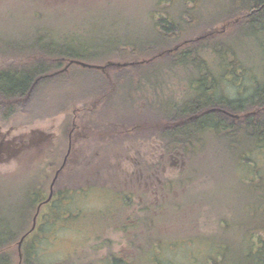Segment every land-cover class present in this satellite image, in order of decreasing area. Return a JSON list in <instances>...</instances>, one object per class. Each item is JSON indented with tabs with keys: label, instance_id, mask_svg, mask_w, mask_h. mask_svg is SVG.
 Returning a JSON list of instances; mask_svg holds the SVG:
<instances>
[{
	"label": "rangeland",
	"instance_id": "rangeland-1",
	"mask_svg": "<svg viewBox=\"0 0 264 264\" xmlns=\"http://www.w3.org/2000/svg\"><path fill=\"white\" fill-rule=\"evenodd\" d=\"M168 1L0 0V33L16 37L30 29H47L60 35L61 41L69 36L70 42L90 47L96 55H101L102 49L120 39L125 32L133 39L143 37L139 30L144 34L145 28L151 27L158 2L167 7ZM204 1L207 9L218 12L228 7L229 0ZM160 12L156 13L157 23L164 18ZM214 28L227 29L222 24ZM198 36L199 32L194 38ZM247 43L243 50L244 60L258 64L264 56L262 49L257 44ZM107 61L128 64L111 67L106 66L108 62L99 63L106 67L103 72L108 77L125 80L132 76L128 67H133L134 62L130 59L113 57ZM65 66L62 72L68 65ZM70 67L68 73L71 74L77 66ZM132 74L137 83L142 80L147 85L142 91L132 93L136 111L128 109V117L122 116V120L148 118L151 113L147 108L156 101L182 104L189 97L186 90L189 74L183 69H164L159 77L149 74L144 78L138 70H133ZM90 84L83 75L71 87L65 84L64 88H70L68 93L74 95H68L64 100L66 91L59 89L55 102L59 104L54 109L61 113L56 116L42 118L43 110H37L36 115L42 119L33 122L29 121L31 116L22 115L7 122L0 120V146L5 144L0 147V190L6 191L5 197L1 198L6 206L16 200L11 197L13 189L8 187L18 188L29 171L35 173L33 179L48 177V197L57 173L67 165L73 149L78 157L76 162L69 164L68 172L71 178L80 172L81 179L66 181L67 189L72 191L64 205H74L72 211L80 209V220L56 224L53 213L49 226L43 230L45 236L33 239V243L30 241L31 250L23 251L29 260L26 264H152L157 258L161 264H208L209 260L213 263L210 258L226 250L229 261L238 259L252 245V236L257 234L251 230L264 221V153L255 151L250 160L240 163L232 156L215 153L209 146L192 169L186 158L165 155V143L155 137L126 134L122 137L123 150L119 151V145L111 139L113 129L106 124L108 121L100 122L103 125L100 132L97 128L85 133L72 132L71 127V132L64 135L63 126L67 123L83 128L88 113L93 114L91 120L104 117L112 122L119 120L118 111H111L112 108L104 104H94L88 112L83 110V103L73 106L75 99L83 101V97L77 95L80 94L78 90L83 93V87L87 89ZM233 89L229 87L230 92ZM51 90H43L41 99L44 103L41 104H46ZM65 109V112L61 111ZM83 150L100 157L94 165L99 174L97 183L84 182V186L92 187L79 190L83 186V162L85 164L87 160V157L83 159ZM161 163L164 166H157ZM145 165L156 167L152 173L147 171L154 180L143 169ZM196 168L197 173H194ZM135 172H139L141 182L145 180L146 186L132 180ZM189 177L194 180L185 186V190L177 189L179 185L175 180ZM169 180L174 181V192L167 189ZM148 205L152 208L151 215L159 222L157 230L145 223L148 214L144 210ZM64 210L69 211L66 207ZM156 231L160 232L163 242L149 251V237ZM40 238H46L45 242L40 244ZM184 238L188 241H182ZM189 239H194L191 246ZM10 250L15 264H21L18 243Z\"/></svg>",
	"mask_w": 264,
	"mask_h": 264
},
{
	"label": "trees",
	"instance_id": "trees-1",
	"mask_svg": "<svg viewBox=\"0 0 264 264\" xmlns=\"http://www.w3.org/2000/svg\"><path fill=\"white\" fill-rule=\"evenodd\" d=\"M168 4L164 7L163 3L158 2V11L154 13L151 27L145 28L144 34L139 30L143 37L133 39L125 32L120 39L102 49L101 55H96L90 47L70 42L69 36L61 41L60 35L47 29H30L16 37L0 33V120L7 122L22 115L27 118L31 116L32 120L29 121L33 122L60 114L59 109H54L59 104L55 103L59 89L66 91L62 100L68 95H74L68 93L70 88H64L65 84L71 87L83 75V79L91 84L87 89L83 87V93L78 90L80 94L77 95L83 97V101L77 98L73 101V106L83 103V110L88 112L92 105L104 104L110 106L111 111H118L119 120L112 122V119L105 117L102 120H91L93 114L88 113L87 120H83V128L78 124L74 126L67 123L63 126L64 135L71 132V127L72 132L85 133L95 128L100 132L103 126L100 122L108 121L106 124H110L113 129L110 132L111 139L119 145V151L124 141L122 137L126 134L155 137L165 143V155L186 158L192 169L209 146L215 153L232 156L240 163L250 160L255 151L264 153V56L259 59L258 64H249L244 60L243 53L247 42H252L264 54V0H229L228 7L221 8L218 12L207 9V2L204 0H169ZM157 12L164 17L158 23ZM217 24H222L227 29L216 30L214 27ZM198 32L199 36L194 38ZM113 57L134 62L133 67H128L132 76L125 80L112 79L103 72L105 70L83 68L79 65H72L77 67L73 68L76 70L71 74L68 73L71 67L65 72L61 70L71 61L93 65L108 62V65L111 61L107 60ZM164 69H183L189 74L187 80L190 83L186 85L189 97L182 104L156 101L150 104L151 108H147L151 113L148 118L122 120V116L128 117V109L136 111L132 93L142 91L147 85L142 80L138 83L135 81L133 70H138L147 78L149 74L159 77ZM229 87L235 89L230 92ZM45 88L52 90L48 93L46 104H41L44 103L41 96ZM42 110L44 113L40 118L36 111ZM61 111L65 112L66 109ZM92 112L95 113V110ZM112 136L120 137L115 139ZM88 152L92 153L83 150V159L87 157V160L85 164L83 162V186L79 190L92 187L84 186V182L97 183L96 177L99 173L94 165L96 158L100 157L97 153L89 155ZM75 154L77 152L73 149L56 183L54 197L44 204L33 232L30 231L38 207L49 197V194L46 196L48 177L33 179L35 173L29 171L18 188L8 187L13 189L12 196H9L16 197L10 206L2 203L1 198L5 197L6 191L0 190V264L16 263L10 249L14 244L19 245L21 239L30 232L21 247V253L24 254L21 264L29 262L23 251L27 248L28 252L31 250L33 239L45 236L43 230L49 226L53 213L56 218L53 223L56 224L80 220V209L72 211L74 205H64L72 191L67 189L66 181L81 179L80 172L72 178L68 172L69 164L78 159ZM103 165L101 163L106 170ZM161 165L162 163L157 166ZM143 169L148 173L153 172L156 167L145 165ZM193 171L197 173V168ZM151 173L147 175L154 180ZM138 176L139 172H135L132 180L140 183L141 178ZM30 179L32 181L28 182ZM115 179L120 183L117 177ZM193 180L191 177L175 180L179 185L177 189H184ZM173 182L169 180L167 185L171 192L176 189ZM141 183L146 186L145 180ZM65 207L70 212L65 211ZM144 211L148 214L145 223L157 230L159 222L151 215L150 205ZM252 231L257 232L252 236V245L238 259L229 261L226 250L219 253V256L210 258L213 263L209 260L208 264H264V221ZM150 237L149 251L151 248H158L163 242L159 231ZM40 239V244L46 240ZM189 240H192L191 246L194 239ZM182 241L186 242L188 239L184 238ZM221 255L224 256L222 259ZM158 260L159 258L153 259L152 264H161Z\"/></svg>",
	"mask_w": 264,
	"mask_h": 264
},
{
	"label": "water",
	"instance_id": "water-1",
	"mask_svg": "<svg viewBox=\"0 0 264 264\" xmlns=\"http://www.w3.org/2000/svg\"><path fill=\"white\" fill-rule=\"evenodd\" d=\"M71 65H79V66H81V67H83V68L99 69V70H104V69L106 68L105 66L93 65V64H88V63H85V62L71 61V62L69 63V65L67 66V68L65 69V71L68 70V68H69ZM106 66H111V67H112V66H113V67H115V66H119V67H121V66H128V64L110 63V65H106ZM64 166H65V165H63L62 168L59 170V172H58L57 175H56V178L54 179V181H53V183H52V185H51L49 199H48L46 202H44V203H42V204L39 205L38 210H37V213H36L35 218H34L33 228L31 229L30 232H33V231L36 229V226H37V219H38V217H39V214H40V212H41V210H42L44 204L50 202V201L53 199L55 183H56V181H57V178H58V175H59L60 171L64 168ZM30 232L27 233V234L21 239V241H20V243H19L21 262H22V257H23V255H22V253H21V247H22V244H23V242L25 241V239L29 236Z\"/></svg>",
	"mask_w": 264,
	"mask_h": 264
},
{
	"label": "flooded vegetation",
	"instance_id": "flooded-vegetation-1",
	"mask_svg": "<svg viewBox=\"0 0 264 264\" xmlns=\"http://www.w3.org/2000/svg\"><path fill=\"white\" fill-rule=\"evenodd\" d=\"M76 124H74V126H75Z\"/></svg>",
	"mask_w": 264,
	"mask_h": 264
}]
</instances>
